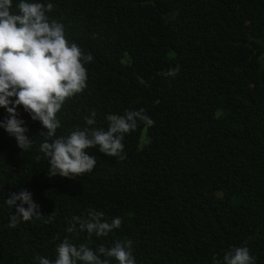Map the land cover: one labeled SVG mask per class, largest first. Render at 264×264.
Returning <instances> with one entry per match:
<instances>
[{
  "label": "trees",
  "instance_id": "trees-1",
  "mask_svg": "<svg viewBox=\"0 0 264 264\" xmlns=\"http://www.w3.org/2000/svg\"><path fill=\"white\" fill-rule=\"evenodd\" d=\"M39 2L54 5L49 19L93 57L53 139L107 130L108 117L140 109L154 124L124 135L125 159L95 146L86 149L92 171L49 177L46 130L19 107L32 145L22 151L0 126V264L54 260L65 238L93 251L131 240L136 264H224L236 247L264 264V0ZM8 118L0 107V124ZM25 189L44 217L10 227L16 207L5 201ZM90 210L121 218L120 228L101 237L81 230L73 217L87 220Z\"/></svg>",
  "mask_w": 264,
  "mask_h": 264
},
{
  "label": "clouds",
  "instance_id": "clouds-1",
  "mask_svg": "<svg viewBox=\"0 0 264 264\" xmlns=\"http://www.w3.org/2000/svg\"><path fill=\"white\" fill-rule=\"evenodd\" d=\"M13 0H0V107L9 113V118L0 126L17 140L18 147L27 150L32 141L26 135L28 128L25 121L19 119L17 109L29 113L34 121H39L46 130V137L40 151L49 158V177L62 176L74 178L94 169L96 159L86 149L99 146L105 155L123 160L124 135L135 131L138 122L147 126L154 121L145 113L128 111L123 116L108 117L107 130L84 128L71 131L68 137L55 138L60 127L57 113L67 98L83 92L87 87V69L84 64L90 62L91 54L85 55L75 43L66 39L64 26L50 20L46 13L54 5H45L39 0H20L18 12L13 13ZM179 68L170 70L167 75L174 77ZM96 113L93 111L86 118L87 125H94ZM39 159V157H37ZM17 201L20 203L17 204ZM8 206L16 207V214L11 216L10 227H15L18 218L29 221L33 217L41 219L44 215L32 194L22 190L19 194L11 193L5 201ZM27 205V207H25ZM54 217L52 212L45 222ZM104 213L90 210L87 220L73 217L81 230L98 237L107 236L113 229L121 226L122 220L114 218L111 223L103 220ZM74 223L72 231L75 228ZM132 241H117L112 247L103 245L93 251L87 245L74 246L67 238L56 248L54 260L43 256L37 257L39 264H110L115 258L119 264H136L132 253ZM105 259H101V257ZM224 264H255L248 247H236L224 254Z\"/></svg>",
  "mask_w": 264,
  "mask_h": 264
},
{
  "label": "rangeland",
  "instance_id": "rangeland-1",
  "mask_svg": "<svg viewBox=\"0 0 264 264\" xmlns=\"http://www.w3.org/2000/svg\"><path fill=\"white\" fill-rule=\"evenodd\" d=\"M263 63H264V58H263ZM145 142V134L143 135V140H142V143Z\"/></svg>",
  "mask_w": 264,
  "mask_h": 264
}]
</instances>
